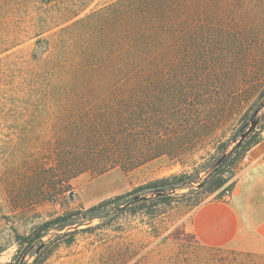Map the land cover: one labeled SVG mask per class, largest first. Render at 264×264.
Here are the masks:
<instances>
[{
	"label": "trees",
	"instance_id": "trees-1",
	"mask_svg": "<svg viewBox=\"0 0 264 264\" xmlns=\"http://www.w3.org/2000/svg\"><path fill=\"white\" fill-rule=\"evenodd\" d=\"M34 1L38 8L0 3V124L8 115L17 126L20 111L24 125L48 116L43 123L54 139V164L43 172L56 169L49 180L67 189L79 175L132 172L183 151L184 143L221 122L223 104L208 94L216 81L204 76L214 64L211 42L206 31L191 29L193 0H117L81 18L94 0ZM33 40L30 59L22 58L18 49ZM258 137L236 149L245 143L247 152ZM182 177L149 182L82 214L56 216L26 240L25 252L52 230L72 237L75 228L101 222L111 205L132 216L169 206L186 185ZM224 185L216 181L207 192Z\"/></svg>",
	"mask_w": 264,
	"mask_h": 264
},
{
	"label": "rangeland",
	"instance_id": "rangeland-1",
	"mask_svg": "<svg viewBox=\"0 0 264 264\" xmlns=\"http://www.w3.org/2000/svg\"><path fill=\"white\" fill-rule=\"evenodd\" d=\"M10 1L26 4V8L40 6L34 0ZM115 1L94 0L78 18ZM192 3L196 13L191 29L206 31L211 42L214 64L206 67L204 76L216 81L208 94L223 104L221 122L184 143L185 151L176 149L174 155L129 173L115 169L100 176L79 175L66 189L59 179L49 180L56 176V169L50 175L43 172L54 164L50 148L54 139L43 123L48 116L41 121L44 114H38V123L24 125L26 115L20 111L15 126L9 119L12 116L3 115L8 121L0 124V264H34L35 259L38 264H264V245L255 251L207 249L190 230L194 209L220 200L225 192L228 201L233 194L232 204L244 222L253 225L264 216V165L247 160L245 143L236 149L246 138L264 137V0ZM33 43L18 49L22 58L30 59ZM170 176L187 180L169 206L132 216L122 211L124 206L111 205L101 212V222L93 220L75 228L72 237L60 238L66 231L52 230L25 252L26 240L36 239L43 223L54 217L82 214ZM216 181H225V185L208 193ZM219 192L222 196L217 198Z\"/></svg>",
	"mask_w": 264,
	"mask_h": 264
},
{
	"label": "crops",
	"instance_id": "crops-1",
	"mask_svg": "<svg viewBox=\"0 0 264 264\" xmlns=\"http://www.w3.org/2000/svg\"><path fill=\"white\" fill-rule=\"evenodd\" d=\"M245 154L251 164L264 165V137ZM232 199L233 194L230 201L213 200L194 209L190 230L201 247L255 251L256 247L264 245V216L253 225L244 222Z\"/></svg>",
	"mask_w": 264,
	"mask_h": 264
},
{
	"label": "built area",
	"instance_id": "built-area-1",
	"mask_svg": "<svg viewBox=\"0 0 264 264\" xmlns=\"http://www.w3.org/2000/svg\"><path fill=\"white\" fill-rule=\"evenodd\" d=\"M229 198H230L229 193L228 192H225L224 195L222 196V198L220 200L226 202V201L229 200Z\"/></svg>",
	"mask_w": 264,
	"mask_h": 264
},
{
	"label": "water",
	"instance_id": "water-1",
	"mask_svg": "<svg viewBox=\"0 0 264 264\" xmlns=\"http://www.w3.org/2000/svg\"><path fill=\"white\" fill-rule=\"evenodd\" d=\"M242 138H244V137H242Z\"/></svg>",
	"mask_w": 264,
	"mask_h": 264
}]
</instances>
